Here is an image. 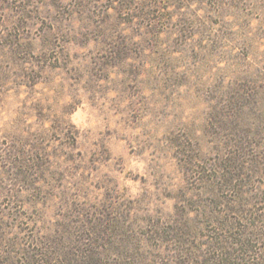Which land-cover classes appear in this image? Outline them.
<instances>
[{"label":"rangeland","instance_id":"374dc122","mask_svg":"<svg viewBox=\"0 0 264 264\" xmlns=\"http://www.w3.org/2000/svg\"><path fill=\"white\" fill-rule=\"evenodd\" d=\"M0 264H264V0H0Z\"/></svg>","mask_w":264,"mask_h":264}]
</instances>
